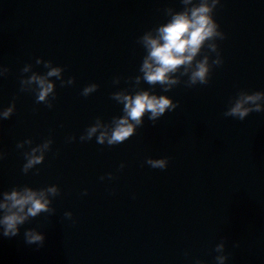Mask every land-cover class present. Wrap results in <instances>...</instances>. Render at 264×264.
I'll list each match as a JSON object with an SVG mask.
<instances>
[{
	"label": "clouds",
	"instance_id": "1",
	"mask_svg": "<svg viewBox=\"0 0 264 264\" xmlns=\"http://www.w3.org/2000/svg\"><path fill=\"white\" fill-rule=\"evenodd\" d=\"M184 5L182 11L168 8L166 15L170 17L166 24L160 25L152 31L146 32L138 43L143 46L146 55L143 58L140 72L142 75L135 77V85L138 90L132 94L128 90L113 93L112 99L123 105V116L114 117L110 124H105L99 118L93 126L86 129V134L80 137V141H90L93 137L97 143L109 146L124 143L131 138L138 127L143 126L144 117L147 116L155 124L165 113L175 111L179 104L173 102L168 96L155 95L150 90L139 88L141 82H146L153 88L160 85L164 92L172 90L173 87L182 82L183 77H188L186 87L196 85H207L214 66L222 65L220 52L216 40L225 39V35L219 30V25L214 19V11L220 4V0H181ZM208 49V53L204 49ZM209 53H215L216 59L211 60ZM202 57V58H198ZM36 64L48 69L46 74L33 72L31 76L21 80V91H29L35 94L36 103H43L47 107H53L56 100L55 83L51 78L61 81V86L72 85L74 78L67 81L63 79L64 69L53 66L51 61L36 60ZM23 73L29 72V65L23 68ZM8 69H4L7 73ZM27 83L30 87L25 88ZM114 83L118 84L119 79ZM97 84L85 87L82 95L87 97L98 89ZM15 111V103L7 109L0 111V119H9ZM264 112V92L240 91L230 101L225 117L237 118L243 121L251 113ZM71 137L70 141H74ZM32 140H26L17 145L23 149L25 145H32ZM53 141L45 140L42 144L30 147V151L24 152L26 163L22 171L28 174L30 170L41 165L45 160V154L51 150ZM4 154L0 153V159ZM146 163L152 168L164 170L168 166L167 159H147ZM123 168V165H121ZM108 174V179H112ZM103 180L104 177H101ZM87 194L86 192L84 193ZM60 195L57 186H49L42 189H33L28 186L14 187L10 191L0 193V228L3 229L4 237H15L19 235L20 227L25 223L41 215L42 213H54L50 206L52 201L49 196ZM70 219L72 214L65 213ZM25 242L28 245L43 247L45 243L44 234L36 230H27L24 233ZM215 251L220 255L215 257L216 264H225L228 259L224 255L225 245L220 243ZM196 264H200L199 261Z\"/></svg>",
	"mask_w": 264,
	"mask_h": 264
},
{
	"label": "water",
	"instance_id": "2",
	"mask_svg": "<svg viewBox=\"0 0 264 264\" xmlns=\"http://www.w3.org/2000/svg\"><path fill=\"white\" fill-rule=\"evenodd\" d=\"M136 2L153 29L170 19L166 9L184 8L181 0ZM214 19L225 35L216 40L223 63L213 67L207 85L186 88L264 212V112L243 121L224 116L240 91L264 92V0H220ZM209 55L210 62L216 59Z\"/></svg>",
	"mask_w": 264,
	"mask_h": 264
}]
</instances>
